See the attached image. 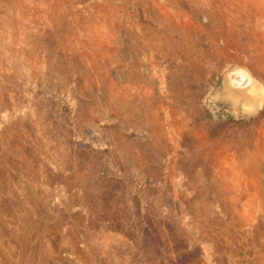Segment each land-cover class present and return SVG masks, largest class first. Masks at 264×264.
<instances>
[{"label": "rangeland", "instance_id": "374dc122", "mask_svg": "<svg viewBox=\"0 0 264 264\" xmlns=\"http://www.w3.org/2000/svg\"><path fill=\"white\" fill-rule=\"evenodd\" d=\"M0 264H264V0H0Z\"/></svg>", "mask_w": 264, "mask_h": 264}]
</instances>
